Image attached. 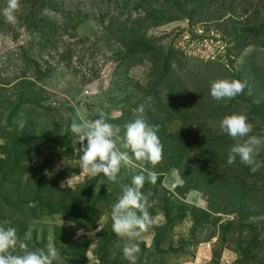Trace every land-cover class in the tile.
Listing matches in <instances>:
<instances>
[{
	"label": "rangeland",
	"instance_id": "rangeland-1",
	"mask_svg": "<svg viewBox=\"0 0 264 264\" xmlns=\"http://www.w3.org/2000/svg\"><path fill=\"white\" fill-rule=\"evenodd\" d=\"M7 4L0 0V157L13 158L5 167L23 165L27 143L39 144L46 151L27 172L56 175L72 196L92 198L114 183V202L134 174L153 171L155 184L146 180L142 191L156 223L138 241L136 264H264V167L253 173L238 157L229 165L236 141L219 127L245 114L264 162V0H20L16 25L5 20ZM222 78L247 87L216 101L210 85ZM140 105L159 126L161 161L122 168L117 182L78 177L76 110L88 121L104 112L123 135ZM17 121L28 126L27 143L13 142ZM1 175L0 192L13 185L25 201L0 196V226L14 227L29 249L51 242L61 264H130L125 240L109 228L112 202L98 201L99 215L63 212L29 201L34 189Z\"/></svg>",
	"mask_w": 264,
	"mask_h": 264
},
{
	"label": "clouds",
	"instance_id": "clouds-1",
	"mask_svg": "<svg viewBox=\"0 0 264 264\" xmlns=\"http://www.w3.org/2000/svg\"><path fill=\"white\" fill-rule=\"evenodd\" d=\"M20 7V0H8L7 7L3 9L6 22L17 24L16 13ZM246 87L247 82L239 79H217L211 82L210 95L216 101L231 100L243 94ZM133 111L138 115L124 125L121 135V127L110 123L104 112L99 113L98 119L88 121L79 108L76 110L70 130L83 146V154L79 158L82 171L78 177L103 174L109 181L117 182L122 168L135 170L145 162L155 166L161 161L163 144L158 136L159 126L149 124L143 117L144 105ZM219 127L236 141L229 150V165L235 163L238 157L253 173L264 167V162L257 159L261 139L251 135L254 126L245 114L227 115L220 121ZM71 178L67 185H70ZM156 179L153 171H148L147 175L143 171L134 174L131 184L121 185L122 194L111 207L112 230L125 240L123 255L130 264H136L140 252L138 241L156 223L148 210V196L142 191L146 180L155 184ZM0 264H61V256L51 242L32 250L26 241L19 238L14 227L0 226Z\"/></svg>",
	"mask_w": 264,
	"mask_h": 264
},
{
	"label": "trees",
	"instance_id": "trees-1",
	"mask_svg": "<svg viewBox=\"0 0 264 264\" xmlns=\"http://www.w3.org/2000/svg\"><path fill=\"white\" fill-rule=\"evenodd\" d=\"M20 97L21 96H19L16 99L17 101H15L17 102V104H15L13 108L11 109L9 108L10 114L8 117L10 119H13V115L15 113L13 111L16 110V108L18 107V103L21 102ZM4 109L5 108L0 105V111L2 110L4 111ZM3 111L0 113L3 114L4 113ZM11 113H12V116H11ZM12 127L14 128V133H15V135H13L14 136L13 142L15 144L19 143L21 139L24 142L28 141V138L31 139L29 131H27L28 126H26L25 124H22L21 122L17 121L12 124ZM23 131L25 132L23 133ZM18 132L21 133L22 135L21 136L18 135ZM27 145L29 148H27V150L24 151V155L26 156V159L23 160L25 161L23 162L24 163L23 165L12 163L9 166L5 167V165L10 163V161L13 159L10 153L7 152L5 158L0 157V169L2 170L1 183L3 182L4 176L7 178L8 177L10 178L13 176L14 178L18 180H16L15 182L13 181L11 185L17 182L21 184L24 181L25 182L24 186H26L27 189L28 188L31 190L34 189L33 194H32L33 196H30V194L28 196L29 201L30 200H35L39 202L46 201V203L50 207H54L56 210L58 209L63 212H74V213L85 212L86 213L88 211H92V212H96V214L98 215L101 213V209L99 211L97 210L98 201L103 200L105 201L106 204L110 202L114 204L116 202V201L114 202L113 198H111V196L113 195L112 192L116 190V186H117L114 183L111 185V187H109L111 191L108 192L105 188H101V190L97 194H95L92 198H89L83 195L82 193L76 194V196L75 195L72 196L70 195L72 194L71 188L62 187L60 184H58L56 175L52 179H49L46 172L42 169H38V172L35 175L33 174V172H27L28 168L31 166L30 161L32 159V156L35 153H40V152L44 153V151H46L44 148H42V146L40 147L39 144L30 145V143L28 142ZM47 148H50V147H47ZM10 173H12L13 175L9 176ZM23 193L24 191H20V189L16 190V188L12 185V188L6 189L2 193L0 192L1 201L2 200L6 201L10 198H14L15 202H24L25 200H21V196L24 197L22 195ZM26 195L27 194H25V196ZM111 207L112 206L108 207L109 217H110L109 228H112V221H111V216H110ZM87 219L91 220L90 217H87ZM102 244L103 242L100 243L99 250L100 248L103 247Z\"/></svg>",
	"mask_w": 264,
	"mask_h": 264
},
{
	"label": "crops",
	"instance_id": "crops-1",
	"mask_svg": "<svg viewBox=\"0 0 264 264\" xmlns=\"http://www.w3.org/2000/svg\"><path fill=\"white\" fill-rule=\"evenodd\" d=\"M172 174L170 173V174H168V177H167V179H169V180H172Z\"/></svg>",
	"mask_w": 264,
	"mask_h": 264
}]
</instances>
